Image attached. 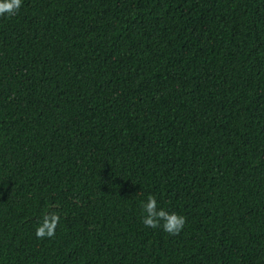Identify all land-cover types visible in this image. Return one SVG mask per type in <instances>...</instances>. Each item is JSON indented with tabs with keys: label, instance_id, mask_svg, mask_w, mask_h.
Here are the masks:
<instances>
[{
	"label": "trees",
	"instance_id": "16d2710c",
	"mask_svg": "<svg viewBox=\"0 0 264 264\" xmlns=\"http://www.w3.org/2000/svg\"><path fill=\"white\" fill-rule=\"evenodd\" d=\"M0 264H264V0L0 17Z\"/></svg>",
	"mask_w": 264,
	"mask_h": 264
},
{
	"label": "clouds",
	"instance_id": "9594fccd",
	"mask_svg": "<svg viewBox=\"0 0 264 264\" xmlns=\"http://www.w3.org/2000/svg\"><path fill=\"white\" fill-rule=\"evenodd\" d=\"M22 6V0H0V17L15 15ZM142 209V224L147 228H162L168 235H179L186 224V217L175 212H168L164 208H158L157 198L154 195L147 196L140 205ZM60 223V216L56 213L45 214L42 222L37 226L35 236L38 239L53 238L56 228Z\"/></svg>",
	"mask_w": 264,
	"mask_h": 264
}]
</instances>
